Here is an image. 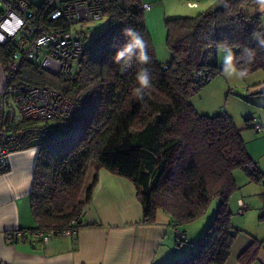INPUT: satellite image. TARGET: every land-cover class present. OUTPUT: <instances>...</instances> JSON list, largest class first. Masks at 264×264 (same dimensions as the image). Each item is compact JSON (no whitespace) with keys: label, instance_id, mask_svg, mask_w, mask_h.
Instances as JSON below:
<instances>
[{"label":"trees","instance_id":"obj_1","mask_svg":"<svg viewBox=\"0 0 264 264\" xmlns=\"http://www.w3.org/2000/svg\"><path fill=\"white\" fill-rule=\"evenodd\" d=\"M100 2L106 25L87 42L72 78L28 61L21 62L17 73L18 79L56 90L78 105L67 120L68 130L37 150L29 195L36 224L28 230H52L55 235L76 231L83 224L97 170L104 168L133 182L146 220L162 211L179 226L199 217L211 199L219 197L217 213L193 243L195 250L163 264H224L239 231L232 225L228 204L236 188L234 171L260 181L264 172L252 162L240 129L226 112L198 114L188 99L207 82L196 78V71L208 70L213 76L218 72L224 45L232 48V64L239 71L264 70V47L253 36L264 38L256 0H218L195 17L167 20L166 42L172 53L171 62L164 63L167 68L155 56L142 0ZM56 6L55 0H41L35 22L66 28L61 19L50 18ZM129 27L147 41L151 57L147 65L135 61L138 71L146 67L152 78L143 99L133 94L137 72L123 77L113 59L127 39L122 30ZM14 49L12 41L0 45L1 65ZM90 162L95 171L85 185ZM260 244L252 240L240 253V263L256 259Z\"/></svg>","mask_w":264,"mask_h":264},{"label":"crops","instance_id":"obj_2","mask_svg":"<svg viewBox=\"0 0 264 264\" xmlns=\"http://www.w3.org/2000/svg\"><path fill=\"white\" fill-rule=\"evenodd\" d=\"M261 20L264 26L262 11ZM246 150L264 172V136L253 138ZM36 153L27 149L12 154L9 171L0 175V264H163L192 252L193 243L203 236L205 223L191 235L179 229L180 240L171 230L168 214L157 211L152 220L144 219L133 182L99 168L83 224L74 234L67 231L44 243L28 230L36 224L29 200ZM236 176L246 185L236 206L241 200L247 208L241 217H232V225L239 231L224 264H241L240 253L254 239L261 244L249 264H264V180L250 179L242 170ZM9 235L14 236L11 241Z\"/></svg>","mask_w":264,"mask_h":264},{"label":"built area","instance_id":"obj_3","mask_svg":"<svg viewBox=\"0 0 264 264\" xmlns=\"http://www.w3.org/2000/svg\"><path fill=\"white\" fill-rule=\"evenodd\" d=\"M39 4L35 0H0V45L12 41L15 49L5 65H2V87L0 90V175L9 171L12 154L27 149L38 150L47 141L59 138L68 130L67 120L78 109V105L53 89L31 85L17 78L22 61L31 62L60 77L72 78L87 42L94 36L93 27L101 20L100 0H59L51 10L52 20H62V26L50 27L35 22V11ZM142 8L149 10L150 3ZM227 55L232 51L228 45L220 49ZM167 68V65H163ZM138 72L135 61L132 66L120 68L123 77ZM195 77L210 81L208 70H198ZM26 124L18 126L20 123ZM28 122V123H27ZM256 132L264 131L262 122L255 117L249 120ZM264 180V176H262ZM243 209L244 203L239 200ZM246 207V205H245ZM74 221H71L73 224ZM177 226L173 228L175 230ZM74 234L76 231H70ZM46 243L55 236L52 230L34 233ZM176 236L182 239L177 230ZM14 236H8L11 241Z\"/></svg>","mask_w":264,"mask_h":264},{"label":"rangeland","instance_id":"obj_4","mask_svg":"<svg viewBox=\"0 0 264 264\" xmlns=\"http://www.w3.org/2000/svg\"><path fill=\"white\" fill-rule=\"evenodd\" d=\"M217 1L218 0H142L143 3L151 4L149 10H144V19L152 41L155 56L159 62L162 64L169 63L172 59V53L166 42L167 20L180 17H195L202 11L212 8ZM40 2L41 0H35L37 4ZM55 2L59 4V0H55ZM105 25V18L96 21L93 27V34L102 30ZM218 54V72L210 81L203 83L197 92L190 95L188 101L198 114L215 115L226 112L237 128L240 129L246 146L250 147L253 138L264 136V131L258 133L253 128L246 125L247 119L255 117L261 121L262 126H264V70H257L241 78L236 74L239 72L236 66L234 64H226L222 53L219 52ZM233 68H235V72H233ZM132 73H135L134 70ZM130 75L131 74L126 77ZM94 171L95 164L94 162H90L85 176V185H88ZM238 171H240V169L234 171L236 188L232 191L228 199L233 218L241 217L247 208L245 202L242 201L244 207L240 210L242 206L239 200L236 206V198L242 195L246 187V185L238 182V177L236 176ZM241 173L246 177L243 172ZM218 205L219 197L212 198L206 210L199 217L179 226L176 225V229H180L189 235L196 231L195 228L202 227L204 223L207 229L217 213ZM170 226L173 234L178 238L175 234L177 230L173 228V225ZM206 229H204V233ZM183 243L185 244L186 241ZM181 256L177 255V258Z\"/></svg>","mask_w":264,"mask_h":264},{"label":"clouds","instance_id":"obj_5","mask_svg":"<svg viewBox=\"0 0 264 264\" xmlns=\"http://www.w3.org/2000/svg\"><path fill=\"white\" fill-rule=\"evenodd\" d=\"M256 4L259 10L264 12V0H256ZM123 35L127 38L126 42L117 48L114 54V62L120 64L122 68L127 69L132 66L134 61L139 62L141 65H147L151 61V57L148 54V44L143 36L133 28H125L122 30ZM254 38L258 40L261 47H264V38H260L257 34H253ZM245 53L254 56V51L251 49H245ZM233 55L229 51L225 56V63L231 65L233 61ZM233 68V72H235ZM239 77L246 75L245 70H241L236 73ZM137 87L133 89V94L138 99H143L144 96L149 95V90L152 87V78L149 70L146 67L140 68L136 74Z\"/></svg>","mask_w":264,"mask_h":264}]
</instances>
